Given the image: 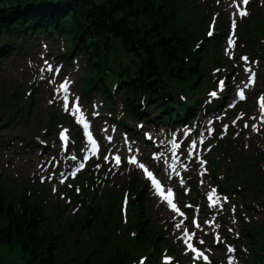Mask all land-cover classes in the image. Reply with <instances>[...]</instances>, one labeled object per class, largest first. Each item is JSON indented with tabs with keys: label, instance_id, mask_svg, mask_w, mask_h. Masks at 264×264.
I'll use <instances>...</instances> for the list:
<instances>
[{
	"label": "trees",
	"instance_id": "1",
	"mask_svg": "<svg viewBox=\"0 0 264 264\" xmlns=\"http://www.w3.org/2000/svg\"><path fill=\"white\" fill-rule=\"evenodd\" d=\"M181 5L180 0H0V56L24 32H63L90 51V85L124 53L129 71L123 87L132 91V100L142 90L157 103L159 91L172 81L188 88L202 77L201 52L192 53L194 35ZM138 208L140 218L130 224L123 223L117 207L91 209L85 218L76 215L64 223L42 200L35 202L2 179L0 264L1 248H19L24 264H134L156 242L145 208Z\"/></svg>",
	"mask_w": 264,
	"mask_h": 264
},
{
	"label": "snow or ice",
	"instance_id": "2",
	"mask_svg": "<svg viewBox=\"0 0 264 264\" xmlns=\"http://www.w3.org/2000/svg\"><path fill=\"white\" fill-rule=\"evenodd\" d=\"M249 3V0H242V4L243 5H247ZM233 7L236 9V12L238 13V15L243 18V17H247L249 15L248 11L246 10V8H241L238 4L233 3ZM235 14V13H234ZM235 28H236V21L233 20L232 21V29H233V37L229 39V44L230 45H234L235 40H234V32H235ZM209 35H212V32H209ZM241 59L245 62L248 63L249 62V58L248 57H241ZM45 67L41 69V71H47L48 73L51 74V79L49 80V83H55V77L59 74V72L61 71V67L60 66H54L53 64H50L48 61L45 60ZM245 71L247 73H250V75L247 78V83L243 84V87H240L236 97L228 104V108H235L236 107V99H239L240 101H244L246 99V95H245V90L250 88L254 83H255V77H256V73L254 71H252V69L246 68ZM43 78V77H41ZM71 81L68 80L67 78L59 84V86L55 89L57 95L62 99L63 103H62V107L64 109L65 112H69L71 111V114L75 117L76 121L78 124L83 126V129L85 130L86 136H87V145H88V151L91 152L92 156H96L98 151H99V146L97 143V140L93 138L92 132L88 131L89 129V121L88 119H86L85 116V112L81 110V106L79 105V97L75 96L74 100L75 103H73L72 108H69V101H70V93H69V89H70V85H71ZM225 90V82L223 80H221L219 82V91H212L209 95L211 98L213 99H217L219 98V94L222 93ZM49 103H52V101H49ZM206 103H211V100L207 101ZM258 105H259V125H264V95H262L261 97H259L258 99ZM98 114V113H96ZM243 116V114H240L237 116L236 120L232 121V124L235 125L236 121L241 119ZM217 119H219V117H217ZM251 119L256 120L257 117H251ZM248 123L245 122L244 127L248 128ZM142 127V126H139ZM114 130V129H113ZM228 130V125H224L223 126V131L226 133ZM252 130L253 131H258L259 130V126L258 124H253L252 125ZM213 131L212 128L208 129V133L211 134ZM69 133V129L64 128L62 129L61 133H60V139L62 142H64V146L65 148L67 147V145L70 143V137L68 135ZM185 135H187L188 133L185 132ZM238 135V133H237ZM111 136L108 137V140L111 141ZM125 149L128 153H132V155L128 158V163L132 164V165H136L139 169L143 170V173L147 176V178L151 181V186L154 188V190L164 199L167 201L168 206L174 211L176 212L178 215L180 216H184V212H182L175 203H173V189L171 187L167 188V195H165V189L162 187V181H164L166 183V179L164 176H161L160 179H157L156 176H154L153 171L149 170V166L146 165L145 162H139L138 163V157L135 154V149L133 147L132 144H129L127 142V138H125ZM204 143V137L203 134L200 135V137L198 139H193L191 141V144L189 146V149L186 153V156L188 158L193 157L194 154L198 155V144H203ZM134 144V142H133ZM115 147V146H114ZM181 147V144L177 142V139L175 137L171 138V147H170V151H171V155L173 158L174 163L172 165H170V167L172 168L173 171H176V167H175V161L178 159L177 157V149H179ZM110 155L112 156V159H114L115 161V165L119 166L122 162V157L120 154V149L117 147L115 149V153H111ZM163 155V154H161ZM90 157L88 155H85L82 160H78L77 157L75 155H71L68 160L70 162H75L73 163H69L68 167L70 169V171L68 172H61L58 180L59 183L63 184L65 183L66 179L71 176L72 178H75V176L85 167V164L83 163V161L88 160ZM104 159L106 161L109 160V156L106 155L104 157ZM151 162L149 161L148 164H150ZM201 165H203L204 163H206L203 160H200ZM97 168L100 167V165L98 164L96 166ZM111 170V169H110ZM178 174V173H177ZM55 175V173H53L52 175H50L49 177H47V179H52L53 176ZM43 182V180H42ZM181 183H183V181H181ZM69 187H71V185H69ZM53 191H56L55 187L53 188ZM77 192L80 191L79 188L76 189ZM215 197V199H214ZM208 199L210 201H212L213 205H216L218 201L221 200L220 197H218L216 195V190L213 189L212 192L209 194ZM223 200H226L227 198H222ZM127 204V194L125 196V206ZM190 207V205L188 206ZM183 224V221H181L180 223L176 224V228L180 229L181 225ZM195 227L197 229H200V225L198 223L195 224ZM217 227H219L217 225ZM229 231H232V229H229ZM194 235V234H193ZM193 235H190L187 231V229L184 230V234H183V238H184V243L187 246V249L190 250L193 254H194V262L196 260H200L202 259L204 261V264H211V261L209 260L208 255H206V252H209L210 249H199L196 246L193 245L192 240H193ZM217 242H220V238L217 235ZM198 244H203L204 241L203 239H198L197 240ZM227 252L230 254H234L235 253V249L232 246H228L227 247ZM144 259L142 258L141 260V264H144ZM165 264H171V258L170 257H165ZM227 264H236L235 262V257L234 255H230L228 257V261Z\"/></svg>",
	"mask_w": 264,
	"mask_h": 264
},
{
	"label": "rangeland",
	"instance_id": "3",
	"mask_svg": "<svg viewBox=\"0 0 264 264\" xmlns=\"http://www.w3.org/2000/svg\"><path fill=\"white\" fill-rule=\"evenodd\" d=\"M38 39H45L46 37L44 35H39L37 37ZM16 62L17 59L13 62H8L4 63L1 66L0 70V92L4 89V83L6 85H10L12 82L17 81L16 77ZM18 136H20L22 133H17ZM7 142V140H6ZM6 149V143H4L2 146H0V158L2 162H8L10 164L9 168H5L2 172V174H12L14 177L16 175H19V177L22 176V168L21 164H19L17 160V155L21 152V149H12L11 152H8L11 154L10 158L7 160V158L3 157V151ZM1 164V163H0ZM15 164V168L12 169L11 165ZM29 180L27 177L24 179ZM30 181V180H29ZM118 190V189H117ZM36 194V193H35ZM257 197H261L260 195H257ZM133 211H137V207L133 208ZM260 238H264V232H261ZM255 249V248H254ZM2 255L6 258V264H23V261L20 259V249L19 248H14V249H6V248H1ZM256 259V254L254 253L250 263L254 264V261ZM264 259V258H263Z\"/></svg>",
	"mask_w": 264,
	"mask_h": 264
}]
</instances>
